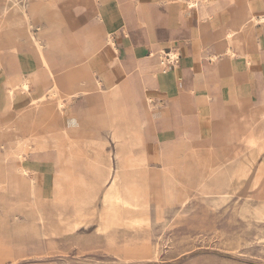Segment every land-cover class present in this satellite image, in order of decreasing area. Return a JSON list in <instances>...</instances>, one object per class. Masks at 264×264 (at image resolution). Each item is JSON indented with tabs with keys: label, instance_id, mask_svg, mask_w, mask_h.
<instances>
[{
	"label": "rangeland",
	"instance_id": "1",
	"mask_svg": "<svg viewBox=\"0 0 264 264\" xmlns=\"http://www.w3.org/2000/svg\"><path fill=\"white\" fill-rule=\"evenodd\" d=\"M26 1L0 0V178L1 165L32 169L18 186L0 184V264H264V218L256 214L264 211V182L254 187L252 165L249 174L230 178L234 149L227 140L206 146L208 116L199 117V141L177 154L150 141V130L143 129L144 138L130 118L121 132H109L118 148L99 132L74 139V100L50 91L51 116L44 107L40 117L42 110H30L36 117L29 111L23 115L22 107L38 96L33 78L30 93L15 90L9 100L8 82L22 78L23 73L17 75L25 71L18 69L20 61L37 60L32 37L42 31L24 19ZM262 25L264 21L256 23L254 31ZM259 45L264 50V42ZM93 61H103L100 53ZM12 62L14 68H6ZM176 62L165 67L174 70ZM262 62L255 68L259 72L249 69L258 80L251 86L254 100L264 84ZM234 92V87L225 91L220 85L210 96L219 116ZM164 95L147 91L150 106L161 107ZM263 112L264 100L255 106L253 118ZM222 127L226 131L223 121ZM263 141L258 140L252 156L262 151ZM22 142L28 147L21 159L15 152ZM223 178L230 179L225 189Z\"/></svg>",
	"mask_w": 264,
	"mask_h": 264
},
{
	"label": "crops",
	"instance_id": "2",
	"mask_svg": "<svg viewBox=\"0 0 264 264\" xmlns=\"http://www.w3.org/2000/svg\"><path fill=\"white\" fill-rule=\"evenodd\" d=\"M187 1L27 0L26 5L38 4L40 8L31 17V28L42 30L34 33V38L41 44L48 68L38 58L20 61L18 69L25 71L17 73H23L22 78L9 80L7 97L12 101L17 91L30 93L33 78L39 87L37 99L27 102L21 113L29 111V116L36 117L30 112L31 105L42 100L44 112L51 116L52 107L46 94L55 82L57 95L74 100L71 108L74 139L99 132L115 144L109 132L117 129L121 132V125H127L130 118V125L140 130L144 138L143 129L150 130V141H156L160 149L167 146L174 152L193 140L199 141V117L208 116L206 146L214 147V142L227 140L235 155L230 134L233 124L237 128L238 120L244 117L252 126L256 143L264 140V112L261 120L253 118L255 106L264 100V84L258 86L254 100L251 86L258 80L249 71L251 68L258 71L257 62L264 60V50L259 45L264 42V25L260 32L254 31L259 22L250 20L243 10L248 3L251 11L263 15L264 0H201L195 3L199 9L189 7ZM239 22L245 23L242 31L237 29ZM169 48H174L169 53L179 52L176 58L179 65L174 70L165 67L166 62H172L170 57L166 61L160 55ZM98 53L103 59L100 63L93 61ZM198 56L202 58L200 62L195 60ZM7 65L6 68H14V62ZM25 72L30 75L25 76ZM220 85L225 91L235 88L234 98L222 104L223 116H219V106L210 97ZM151 90L165 94L161 107L150 106L147 91ZM44 112L42 108L38 116ZM261 147L262 151L252 156L255 147L239 146L240 151L250 149L249 156L244 157L247 163L253 159L254 187L264 182V145ZM22 175L26 174H11L8 178L2 174L1 179L19 184L24 181Z\"/></svg>",
	"mask_w": 264,
	"mask_h": 264
},
{
	"label": "bare ground",
	"instance_id": "3",
	"mask_svg": "<svg viewBox=\"0 0 264 264\" xmlns=\"http://www.w3.org/2000/svg\"><path fill=\"white\" fill-rule=\"evenodd\" d=\"M201 1V0H188L187 4L189 7H194L197 6V8L199 9V5L195 4L196 2ZM231 1V0H229ZM249 0H246V2H248ZM21 7V6H20ZM245 10L244 13L245 15H248V17L250 18V20L256 21V22H263L264 21V14L263 15H257L255 12L251 11L250 8L248 7V3L246 4L245 8L243 9ZM40 11L39 5L37 4V6L33 5H26V3L21 7V13L24 17L25 20H27L29 22V25H31V17L33 15L38 14V12ZM200 11H198L199 13ZM239 31H242L245 27V23L244 22H239L238 26ZM236 38V37H235ZM32 41L35 44V49H36V53H37V58L38 60L41 62V64L45 67L48 68V61L44 58V56L41 53V44L34 38V36L32 37ZM10 42V41H9ZM12 42V41H11ZM112 42V41H111ZM170 57V60L176 59L178 58L176 53H169V55H166L165 60L168 61ZM212 59H214V56H211ZM196 61L200 62L199 60H202L201 56H198L196 59ZM199 65V63H197ZM49 72V69H48ZM51 76V75H50ZM98 86H100V84L98 83ZM58 87L56 85L55 82H53V86L50 88V94L51 95H55L58 93ZM115 102V101H114ZM60 103V102H59ZM32 109H34L35 111H41L42 108L44 107V103L42 100H38V101H34L31 105ZM58 107V104H57ZM60 108V107H59ZM23 116V115H22ZM260 117V116H259ZM30 119H33L30 118ZM260 122V121H258ZM263 122V121H262ZM256 129V127H255ZM125 133V132H124ZM230 138H231V142L233 143L234 147H235V156L236 160L234 163H230V170H229V176L232 179L234 176H239L243 173H248L250 170V166L252 165V160L248 159V163L246 162V157L242 156L240 154V145H245L246 147L253 149L254 147H256V137L253 133L252 130V126L249 123L248 119L246 117L244 118H240L238 120V124H237V128L235 127V125L233 124V129H232V135L230 134ZM126 142V140H125ZM21 145V144H20ZM117 145V144H116ZM28 145L26 143L22 142V145L19 146L16 150V154L17 156L21 157V159L24 157V153L27 149ZM249 149V150H250ZM256 148H254L255 150ZM174 152H176V150H174ZM177 153V152H176ZM178 154V153H177ZM6 155H8V152H6ZM249 156V155H248ZM8 157V156H7ZM251 157V156H250ZM49 160V159H48ZM225 160V159H224ZM53 161V160H52ZM226 161V160H225ZM257 162V161H256ZM5 163V162H4ZM255 164V163H254ZM53 165V164H52ZM13 166V165H12ZM1 167L3 168L1 170V174H3L4 177L8 178V176H10L11 174H17V173H24V174H29L30 172H32L31 167L26 166L25 164H23V166L20 169H16L14 166L12 167V170L7 169V164L6 165H1ZM17 167V166H16ZM18 168V167H17ZM52 169V168H51ZM254 169V168H253ZM252 171V170H251ZM250 171V172H251ZM45 172V171H44ZM249 174V173H248ZM48 175V173H47ZM224 176V175H223ZM264 178V177H263ZM31 186H32V191L31 194H34V188H35V180L31 179ZM215 180V179H214ZM228 178H223L222 181V188H226L228 186ZM263 181V180H262ZM2 183V185H5L6 187L11 185H16L18 184V181H10L8 179H1L0 178V184ZM215 184V183H214ZM216 185V184H215ZM218 186V185H217ZM236 186V185H235ZM233 192V191H232ZM221 196V195H220ZM116 200V199H115ZM103 202V201H102ZM100 203V202H99ZM103 204V203H102ZM101 205V204H100ZM101 208V207H100ZM256 214H258L259 216H261L262 218H264V211H259L256 212ZM99 215V214H98ZM258 217V216H257ZM259 218V217H258ZM102 222V221H101ZM103 223V222H102ZM117 227V226H116Z\"/></svg>",
	"mask_w": 264,
	"mask_h": 264
}]
</instances>
